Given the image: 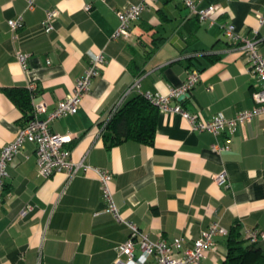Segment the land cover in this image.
<instances>
[{
  "label": "crops",
  "instance_id": "crops-1",
  "mask_svg": "<svg viewBox=\"0 0 264 264\" xmlns=\"http://www.w3.org/2000/svg\"><path fill=\"white\" fill-rule=\"evenodd\" d=\"M136 2L36 0L28 11L25 0H0V151L32 113L24 119L5 89L36 83L30 104L45 103L46 113L40 115L45 119L73 92L91 59L104 57L78 112L49 124L52 133L70 137L66 147L74 176L60 172L42 178L29 143L8 164L0 264H137L138 246L133 259L117 254L129 229L104 211L95 169L112 174L118 214L151 240L184 237L191 243L212 223L227 231L238 226L244 246L246 229L264 232V116L214 135L193 131L180 115L158 110L152 145L127 141L108 148L101 136L102 124L120 101L119 107L138 93L166 95L183 84L191 68L200 81L189 98L177 100L188 112L203 119L232 118L252 109L258 81L220 26L231 23L240 36L259 39L264 56V25L256 18V12L264 13V0H195L198 8L219 7L213 23L199 22L182 0H156L132 24L129 39H112L116 11ZM49 10L58 13L55 29L44 33L41 22ZM19 15L23 26L14 38L7 22ZM18 52L28 55L26 71L16 60ZM136 78L139 89L123 98ZM214 145L226 149L215 151ZM220 172L226 173L228 188L213 181ZM226 240L227 235L216 236L200 264H224ZM257 246L264 254V241ZM146 264H155L154 259Z\"/></svg>",
  "mask_w": 264,
  "mask_h": 264
},
{
  "label": "built area",
  "instance_id": "built-area-1",
  "mask_svg": "<svg viewBox=\"0 0 264 264\" xmlns=\"http://www.w3.org/2000/svg\"><path fill=\"white\" fill-rule=\"evenodd\" d=\"M26 9L32 11L35 8L36 0H25ZM156 0H137L116 11L118 27L112 39H129L131 37L132 24L139 19L141 13L150 7ZM183 5L190 15L197 18L199 22H214V16L219 10L218 6L209 5L205 8H198L195 0H182ZM91 6L85 5L86 12L90 11ZM57 11H46L45 17L41 22V29L44 33H51L55 29ZM259 25H264V13L256 12ZM8 27L16 37V32L23 26V17L19 15L15 19L7 22ZM221 31L227 42L236 45L247 60L250 74L258 81L257 89L252 98L255 106L250 110H242L232 118H226L222 114H215L208 119L200 118L196 113L188 112L177 100L180 97L189 98L191 91L200 81L197 69H188L183 84L179 88H172L166 95L158 93H142L146 100L155 105L159 111L178 114L184 118L190 128L196 132H209L218 135L228 131L232 133L236 127L242 126L256 116H264V56L259 52V39L240 36L235 32V27L231 23H224ZM28 55L18 52L16 60L24 71L27 70ZM104 57L102 54L95 55L83 75L76 81L73 92L66 98L60 100L56 107L47 114L45 119L40 115L46 113L45 103H37L32 106V113L25 125L19 128L13 141L2 147L0 151V205L2 203L5 180L8 177V164L27 144L34 146V156L38 174L48 179L60 172H67L73 177L76 168L71 160V151L66 144L70 142L68 135L55 134L50 131L49 124L56 119L66 115H74L78 112L85 95L88 93L92 81L99 76ZM32 99L37 91V85L30 82L27 85ZM139 89V79L136 78L128 90L124 93L126 97L133 90ZM122 100V99H121ZM123 101V100H122ZM114 108L113 113L119 108L121 102ZM174 102V103H172ZM112 113V115H113ZM215 151H222L226 146L214 145ZM98 175L102 198L105 202L104 211L110 213L121 224L129 229V236L126 241L117 246L118 256L125 255L129 259L134 257L136 246L140 249V256L137 264H146L148 258L152 257L155 264H200L208 250L214 247V238L218 235L226 236L228 231L218 223H212L207 229L203 230L199 238L186 244L184 237H175L171 241L160 238L151 240L148 235L139 231L138 227L129 220H124L117 212L113 201L110 183L112 174L109 171L95 169ZM213 181L221 187L228 188L229 182L225 172L217 173L213 176ZM31 210L28 206L23 209L26 213ZM244 237L247 243L257 244L264 241V232L258 229H246Z\"/></svg>",
  "mask_w": 264,
  "mask_h": 264
},
{
  "label": "trees",
  "instance_id": "trees-1",
  "mask_svg": "<svg viewBox=\"0 0 264 264\" xmlns=\"http://www.w3.org/2000/svg\"><path fill=\"white\" fill-rule=\"evenodd\" d=\"M6 96L23 112L24 119L32 111L30 92L27 88L5 89ZM158 109L142 93L129 98L102 124L101 136L110 148L127 141L152 145L155 137ZM246 241V240H245ZM238 226L227 234V253L224 264H264V254L257 244L243 245Z\"/></svg>",
  "mask_w": 264,
  "mask_h": 264
},
{
  "label": "water",
  "instance_id": "water-1",
  "mask_svg": "<svg viewBox=\"0 0 264 264\" xmlns=\"http://www.w3.org/2000/svg\"><path fill=\"white\" fill-rule=\"evenodd\" d=\"M184 97H180V99L179 100H182Z\"/></svg>",
  "mask_w": 264,
  "mask_h": 264
}]
</instances>
